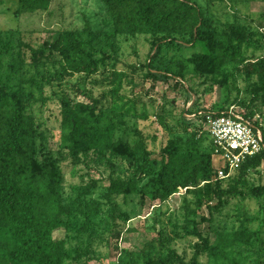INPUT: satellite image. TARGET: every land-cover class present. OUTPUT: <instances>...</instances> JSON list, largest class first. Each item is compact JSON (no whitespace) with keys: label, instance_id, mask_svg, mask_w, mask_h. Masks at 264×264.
I'll return each mask as SVG.
<instances>
[{"label":"trees","instance_id":"16d2710c","mask_svg":"<svg viewBox=\"0 0 264 264\" xmlns=\"http://www.w3.org/2000/svg\"><path fill=\"white\" fill-rule=\"evenodd\" d=\"M51 2L17 0L16 12L46 11ZM95 3L100 16L96 22L86 16L81 26L51 34L37 47L27 44L30 54L26 62L22 54H17V60L11 58L5 64L3 55L9 56L8 49H0V264H70V260L93 259L96 249H90V239L89 243L82 241L85 235L90 237L87 230L93 225L91 216L101 214L107 206L112 220L116 214L127 220V212L117 208L119 196L124 202L136 194L165 201L180 189H184L186 197L190 196L184 205L181 227L171 213L166 218L167 225L171 226L167 231L163 220L155 215L150 225L153 236L143 243L138 253L120 257L113 264H200L203 256L207 264H264V206L260 208L261 224L255 230H249L243 222L238 226H219L213 233L203 226L205 221L214 220L211 210L222 205L223 197L242 194L247 173L256 171L264 162V146L245 158L235 173L233 169L226 177L219 178L209 135L206 149L193 132L187 138L174 135L157 153L148 148L140 130L134 129L132 139L125 137L118 133L128 127L125 116L146 119L148 113L138 112L135 102L124 100L120 89L125 72L117 69L111 73L108 105H99L95 100L61 104L56 156L43 151L40 119L32 111L37 102L35 90L42 92L40 81L50 84L52 77L95 74L99 63L106 60L105 54L96 56L97 45L116 39L130 41L139 36L150 43L149 57L144 64H130L131 74L145 68V77L174 78L176 75L168 72V66L172 67L170 64L175 62H167L166 71L152 62L171 44L190 46L195 51L177 65L180 76L189 74L190 79L192 76L210 79L225 91H235V100L241 91L239 78H245L255 99L261 98L264 102V56L247 54L252 35L264 27V20L258 22L260 27L253 29L250 23L237 20L223 24L199 0H95ZM102 36L106 40H101ZM3 43L0 39V45ZM54 54L59 56L57 60ZM188 65H191L190 72ZM49 67H54V72L46 75L45 68ZM170 104L173 105L171 101ZM247 107H252L251 103L238 112L252 119L255 112ZM228 108L221 107L214 114H222ZM160 120L165 124V116H160ZM255 123L264 138L263 124L258 119ZM65 161L73 167L87 168L90 163H97L118 173L110 176L109 184L98 197L92 196L96 179L71 184V190L76 192L73 202L83 207L81 211L85 209L86 224L75 234L59 238L54 233L60 229L70 231L67 216L73 211L72 202L65 203L62 195ZM223 169L227 172V168ZM249 193L258 198L264 195V183L254 186ZM203 205L210 209L208 217L202 216L197 221L196 213ZM110 231L118 239V230ZM168 232L176 237L197 239L188 258L170 245ZM69 238H78L75 248L68 246ZM249 250L255 252L254 262H249L250 256L246 253Z\"/></svg>","mask_w":264,"mask_h":264},{"label":"rangeland","instance_id":"374dc122","mask_svg":"<svg viewBox=\"0 0 264 264\" xmlns=\"http://www.w3.org/2000/svg\"><path fill=\"white\" fill-rule=\"evenodd\" d=\"M199 1L210 14L223 24L237 20L250 23V27L253 29L260 27L258 22L264 20V0ZM17 7V0H0V39L4 42L3 45H0V49H8L9 54V56L3 55L5 64L11 58L17 60V54H22L23 61L26 62L25 60H28L30 54L27 44L37 47L51 34L67 27L81 26L85 22L84 17L86 16L92 22H96L100 18L96 13L95 0H52L46 11L31 14H17ZM101 40H106V38L102 36ZM117 45L119 49L115 48ZM149 49L150 43L144 36H139L130 41L109 40L107 43L97 45L96 56L102 57L105 54L106 60L99 63L98 71L95 74L76 73L61 79L52 77L50 84H43L39 80L42 92L35 90L37 102L32 107V111L40 119L43 151H49L54 156L58 154L62 103L72 104L79 100H95L99 105H108L111 99L109 91L112 87L110 80L113 69L125 72L120 89V94L124 100L135 102L138 112L146 110L148 113L146 119L131 115L125 116L128 127L124 131L120 129L118 133L132 139L135 135L134 129L140 130L146 137L148 148L156 153L174 135L179 134L183 138H187L193 132H196V137L199 138L202 148H208L210 139L206 129V120L208 116L217 112L221 107L232 106L240 110L246 104L251 103L252 107H247V109L254 111L253 119H258L264 126V102L261 98L255 99L250 90L249 81L245 78H239L238 86L241 91L235 100L237 94L235 91H225L210 79L206 80L204 77L194 76L190 79L189 74L185 77L180 76L177 65L179 62L185 61L195 51L194 47L171 44L154 58L152 64L164 71L167 70V62H175V64H170L172 67L168 66L170 68L168 72L176 75L174 78L170 76L169 79L156 80L151 76L145 77V68L139 70V73L131 74L128 69L129 65L144 64L149 57ZM247 54L248 56L253 54V57L264 56V27H260L258 33L252 35ZM53 57L56 60L59 58L57 54H54ZM115 58H117L116 62ZM114 63L116 65H113ZM57 66L59 65L57 64ZM187 70L188 72L191 71V65L187 66ZM53 72L54 67L45 68L46 75ZM15 78L12 79L10 85L13 84ZM170 101L173 105L170 104ZM160 116H165V124L161 122ZM63 172L62 195L65 203L70 204L72 202L70 208L73 211L70 216H67L71 222L70 231L66 232L65 229H60L54 233V236L59 238L66 234H75L81 225L86 224V217L83 212L85 209L81 211L83 207H78L80 205L73 202L76 200V192L71 190V184H81L96 179L97 185L92 196L98 197L105 191L110 176L118 173L117 170L105 169L104 165L99 166L97 163H90V167L87 168L84 165L73 167L67 161L63 163ZM235 172L234 169L233 173ZM246 180V185L242 187V194L228 198L223 197L222 205L218 209L213 208L211 210L214 220L205 221L203 225L208 227L210 233H213V229L219 226H238L241 222L249 227V230H255L260 226V217L262 216L260 208L264 206V201H262L264 195H260L259 198L252 197L249 196V190L264 183V162L256 171L248 172ZM189 199L190 196H185L184 189L172 194L165 201L154 199L151 195L142 198L140 194H136L124 202L119 196L117 208L122 213L127 212L128 219L122 220L116 214L115 219L112 220L108 217V207H103L101 214L91 216L93 225L87 230L90 232V237L87 238L85 235L84 240L82 239L83 243L86 241L89 243L90 239V249L93 251L96 249L93 253L94 258L70 260L69 263L113 264L118 262L120 257L125 258V256L129 257L131 253H138V249L143 246V243L154 234L150 227L153 222L152 218L158 215L163 220L165 229L170 231L171 226L167 225L166 218L172 213L173 220H177L178 227H181V220L184 219L185 214L184 205ZM215 202L213 201V203ZM209 211L210 209L203 205L202 209L196 213V220L200 221L202 216L208 217ZM113 228L119 232L118 239L111 234L110 229ZM179 233L181 234L182 231ZM168 236L171 239L170 245L179 254H184L188 258L191 254V246L197 242V239L195 237H176L170 232L166 234V237ZM69 240L68 246L75 248L78 238H69ZM108 240L110 244L106 243ZM85 246L83 244L82 248ZM246 253L250 256L249 262H254L256 259L255 252L252 253L249 250ZM200 264H207L204 256L201 257Z\"/></svg>","mask_w":264,"mask_h":264},{"label":"built area","instance_id":"2783aa9c","mask_svg":"<svg viewBox=\"0 0 264 264\" xmlns=\"http://www.w3.org/2000/svg\"><path fill=\"white\" fill-rule=\"evenodd\" d=\"M206 129L214 147L213 158L219 178L226 177L245 158L264 146V138L255 120L245 117L232 106L222 114L208 116ZM223 168H227V172Z\"/></svg>","mask_w":264,"mask_h":264}]
</instances>
